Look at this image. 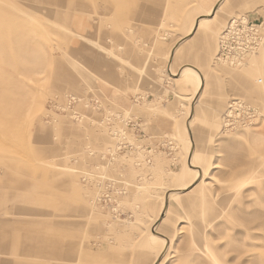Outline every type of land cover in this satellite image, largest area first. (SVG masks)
Listing matches in <instances>:
<instances>
[{"label": "rangeland", "instance_id": "1", "mask_svg": "<svg viewBox=\"0 0 264 264\" xmlns=\"http://www.w3.org/2000/svg\"><path fill=\"white\" fill-rule=\"evenodd\" d=\"M206 3L0 0V264H264V0Z\"/></svg>", "mask_w": 264, "mask_h": 264}, {"label": "built area", "instance_id": "2", "mask_svg": "<svg viewBox=\"0 0 264 264\" xmlns=\"http://www.w3.org/2000/svg\"><path fill=\"white\" fill-rule=\"evenodd\" d=\"M264 45V27L249 17L231 19L221 32L218 40L216 63L234 68H242L248 64L251 57L257 54ZM242 107L234 102L229 106V114ZM247 113L250 108L243 107ZM230 116L228 117V119Z\"/></svg>", "mask_w": 264, "mask_h": 264}, {"label": "bare ground", "instance_id": "3", "mask_svg": "<svg viewBox=\"0 0 264 264\" xmlns=\"http://www.w3.org/2000/svg\"><path fill=\"white\" fill-rule=\"evenodd\" d=\"M81 1H82V0H81ZM73 6H74L75 8H76V7H78V8H81V7H82L80 1H73ZM216 11H217V9H214V10L212 11V14L214 15V14L216 13ZM207 16H209V15H207ZM75 20L77 21V25H78V28H79L78 36H79L80 38H84L86 31L90 30L91 28H90L89 26L85 27V25H84L85 20H84L83 16H81V15H80V16H77V17L75 18ZM207 20H208V19H207L206 17H204V18H202V19H198V20L196 21V24H195V27H194V30H193V34L196 32V30H197L199 27L204 28V26H205ZM179 45H180V44L178 43V44H177V47H178ZM176 49H177V48H176ZM176 49H175V50H176ZM184 50H185V49H184ZM184 50H183V51H184ZM174 52H175V51H174ZM174 52H173V55H174ZM183 53H185V51H184V52H181L180 54H183ZM179 75H181L183 81H185V82H186V81H192V82H194V83H195V90H196V91H200V90H201V88H202V78L199 76V73L197 74V73H195V71H186V70H182V71L180 72ZM196 172H197V171H196Z\"/></svg>", "mask_w": 264, "mask_h": 264}, {"label": "crops", "instance_id": "4", "mask_svg": "<svg viewBox=\"0 0 264 264\" xmlns=\"http://www.w3.org/2000/svg\"><path fill=\"white\" fill-rule=\"evenodd\" d=\"M208 1H210V0H207V3H208ZM207 3H206V4H207ZM208 4H210V2H209ZM58 239H59V238H58Z\"/></svg>", "mask_w": 264, "mask_h": 264}]
</instances>
